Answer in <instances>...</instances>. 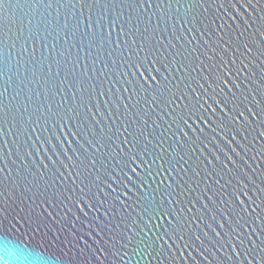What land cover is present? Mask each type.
<instances>
[{"label": "water", "instance_id": "water-1", "mask_svg": "<svg viewBox=\"0 0 264 264\" xmlns=\"http://www.w3.org/2000/svg\"><path fill=\"white\" fill-rule=\"evenodd\" d=\"M0 234L264 264V0H2Z\"/></svg>", "mask_w": 264, "mask_h": 264}, {"label": "clouds", "instance_id": "clouds-1", "mask_svg": "<svg viewBox=\"0 0 264 264\" xmlns=\"http://www.w3.org/2000/svg\"><path fill=\"white\" fill-rule=\"evenodd\" d=\"M0 264H61L59 256L19 238L0 234Z\"/></svg>", "mask_w": 264, "mask_h": 264}, {"label": "snow or ice", "instance_id": "snow-or-ice-1", "mask_svg": "<svg viewBox=\"0 0 264 264\" xmlns=\"http://www.w3.org/2000/svg\"><path fill=\"white\" fill-rule=\"evenodd\" d=\"M0 2H2V0H0Z\"/></svg>", "mask_w": 264, "mask_h": 264}]
</instances>
